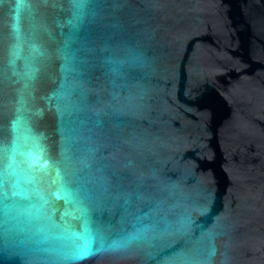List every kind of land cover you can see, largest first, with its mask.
I'll return each mask as SVG.
<instances>
[{
	"label": "water",
	"instance_id": "95a60500",
	"mask_svg": "<svg viewBox=\"0 0 264 264\" xmlns=\"http://www.w3.org/2000/svg\"><path fill=\"white\" fill-rule=\"evenodd\" d=\"M0 264H264V0H0Z\"/></svg>",
	"mask_w": 264,
	"mask_h": 264
}]
</instances>
